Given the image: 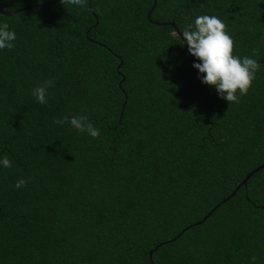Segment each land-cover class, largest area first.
I'll list each match as a JSON object with an SVG mask.
<instances>
[{
	"label": "trees",
	"instance_id": "trees-1",
	"mask_svg": "<svg viewBox=\"0 0 264 264\" xmlns=\"http://www.w3.org/2000/svg\"><path fill=\"white\" fill-rule=\"evenodd\" d=\"M149 5L0 14L16 33L0 50V160L12 162L0 164V264H264V167L219 203L263 158L264 0H155L146 19ZM198 15L218 16L233 54L261 65L239 104L201 83L169 25L148 21L182 33ZM49 79L41 105L31 92ZM78 115L98 139L53 123Z\"/></svg>",
	"mask_w": 264,
	"mask_h": 264
},
{
	"label": "clouds",
	"instance_id": "clouds-1",
	"mask_svg": "<svg viewBox=\"0 0 264 264\" xmlns=\"http://www.w3.org/2000/svg\"><path fill=\"white\" fill-rule=\"evenodd\" d=\"M62 5H73L85 7L87 0H60ZM9 25H0V50H12L15 45L16 33L10 31ZM186 42L188 53L199 63H194L201 77V83L216 90L219 97L228 104H239L241 97L248 94L256 73L261 65L256 59L244 56L242 59L234 55L235 42L227 31L223 20L216 15H198L194 25H189L182 33L178 34ZM258 48L252 50V56H259ZM52 79L43 81L35 87L31 95L41 105L46 104L48 89L54 87ZM54 124L63 126L68 124L79 133H87L93 139H98L100 131L89 121L86 115L62 117L55 119ZM0 164L4 168H11L12 162L5 155ZM27 181L19 179L14 187L21 189L26 186ZM256 256L251 257L252 264L256 262Z\"/></svg>",
	"mask_w": 264,
	"mask_h": 264
},
{
	"label": "water",
	"instance_id": "water-1",
	"mask_svg": "<svg viewBox=\"0 0 264 264\" xmlns=\"http://www.w3.org/2000/svg\"><path fill=\"white\" fill-rule=\"evenodd\" d=\"M56 1H59V0H50V1H48V2H43V3H39V4H33V5H28V6H23V7H20V8H16V9H14V10H12V11H2V10H0V14H2V15H4V16H11V15H13V14H17V13H19V12H22V11H24V10H28V9H30V8H35V7H38V6H46V5H49V4H52V3H54V2H56ZM154 3H155V0H150V5H149V7H148V9H147V11L145 12V18L147 19V17H148V13L151 11V9L153 8V6H154ZM86 4H87V6H88V4H89V0H87V2H86ZM92 16H93V18H94V23L96 22V20H95V17H94V15L92 14ZM151 24H154V25H169L170 27H171V29H172V33L173 34H175L176 36H178L179 37V39L181 40V41H183L181 38H180V36L178 35L179 34V32L177 31V29L175 28V26H174V24H173V22L172 21H168V22H154V21H151V20H148ZM85 34H86V32H85ZM187 52H188V48L186 47V54H187ZM120 63V62H119ZM119 63H118V65H119ZM117 65V66H118ZM122 80V78H120L119 79V82ZM264 167V149H263V158H262V160H261V162L256 166V167H254V168H252L250 171H248L243 177H242V179L234 186V188H233V190L226 196V197H224V198H222L220 201H219V203H221V202H224L228 197H230L233 193H234V190L239 186V185H243L244 184V182L246 181V179L252 174V173H254L256 170H259V169H261V168H263ZM219 203H215L201 218H200V220H198V221H196V222H194L193 224L194 225H196V224H199L202 220H204L206 217H207V215L214 209V208H216L217 206H218V204ZM178 236V234L177 235H175V237H173V238H171L170 240H173L174 238H176ZM162 243H164V242H162ZM152 250H154V249H150L148 252H147V255H148V257L150 256V254H151V252H152Z\"/></svg>",
	"mask_w": 264,
	"mask_h": 264
}]
</instances>
